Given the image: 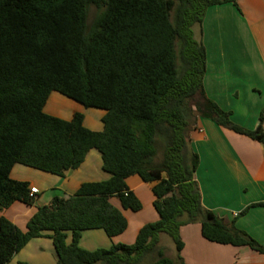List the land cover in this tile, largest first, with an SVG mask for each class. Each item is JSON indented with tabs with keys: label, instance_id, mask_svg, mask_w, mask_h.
Returning <instances> with one entry per match:
<instances>
[{
	"label": "trees",
	"instance_id": "1",
	"mask_svg": "<svg viewBox=\"0 0 264 264\" xmlns=\"http://www.w3.org/2000/svg\"><path fill=\"white\" fill-rule=\"evenodd\" d=\"M238 1L0 0V206L37 201L28 182L10 177L17 164L64 176L97 150L111 176L38 207L26 231L1 217L0 264L43 237L53 240L58 264H178L166 256L162 235L185 264L180 229L190 224H200L210 242L264 254L248 233L203 206L195 177L200 159L190 144L198 117L264 144V113L246 130L204 91L206 49L196 29L201 34L209 7ZM92 6L100 12L89 26ZM52 93L105 111L103 130L86 127L82 113L71 120L47 114ZM135 176L156 183L158 220L131 245L83 249L85 231L101 229L111 239L127 231L111 200L139 212L142 203L127 183Z\"/></svg>",
	"mask_w": 264,
	"mask_h": 264
},
{
	"label": "crops",
	"instance_id": "2",
	"mask_svg": "<svg viewBox=\"0 0 264 264\" xmlns=\"http://www.w3.org/2000/svg\"><path fill=\"white\" fill-rule=\"evenodd\" d=\"M196 37L201 39L206 49L203 81L206 96L222 110L230 112L233 123L246 130H254L264 113V0H239L238 7L232 3L209 7L201 34L197 28ZM53 95L45 107L47 114L71 120L75 113H79L68 112L69 107L66 110L64 96ZM52 97L54 99L51 100ZM49 104L53 109L47 112ZM103 117L101 115L100 125L92 130H103ZM190 144L200 159L195 177L203 206L226 224L234 222L238 229L264 246V206H253L264 203V144L225 129L205 117H198L190 132ZM96 151L88 154L79 169L67 171L64 176L15 165L10 177L28 182L30 188L39 190V194L35 195L37 201L33 205L17 201L9 208L0 206V218L5 217L26 231L38 207L49 205L55 197H71L85 182L110 179L111 176L103 170L101 154ZM127 183L139 199L142 195L147 196L154 203L152 189L156 183H145L137 176L128 179ZM111 202L124 211L119 200L113 198ZM247 208L248 211L240 215ZM150 218L136 224L129 236L125 234L131 225L129 217L127 231L113 239L101 229L85 231L80 246L93 251L108 249L114 243H132L144 225L158 220V213L152 212ZM180 234L184 243L181 256L185 264H264V254L249 247L221 245L206 240L200 224L183 226ZM160 241L168 256L163 236ZM68 242H71V236ZM9 264H58L53 240L49 237L33 239Z\"/></svg>",
	"mask_w": 264,
	"mask_h": 264
},
{
	"label": "rangeland",
	"instance_id": "3",
	"mask_svg": "<svg viewBox=\"0 0 264 264\" xmlns=\"http://www.w3.org/2000/svg\"><path fill=\"white\" fill-rule=\"evenodd\" d=\"M99 12H100V10L97 7H95V6L90 7L89 16H88V25L89 26H92L94 24ZM58 95H59V93H54L53 96L55 97ZM54 97H52L51 100L54 99ZM63 99L67 101L66 110L68 107L70 108L68 110V112L73 113V111L74 112L77 111L79 113L84 114L85 120H86L85 125L89 129H91V130L96 129L95 127L96 126L98 127L100 125L101 115H105V113H106L105 111L100 110V109H95V108H86L83 105H81V104H79L73 100L67 99L65 97ZM52 109L53 108L50 107V104H49L46 111L50 112V110H52ZM98 131H100V130H98ZM140 201L142 203V209L139 212H132V211H126V210L123 211L127 220L129 217V219L131 221V225L129 226V229L127 231L128 233L127 232L125 233V234H127L126 236H129L132 233V231L134 230V226L136 224H140V222L143 220H150L151 219L150 217L152 216V212H156L154 209L153 203L150 202V200H148L147 196L142 195ZM162 236L165 239V245L167 247V249H166V253L168 255L167 257L173 259L177 263L178 259L175 257V245L173 243V240L167 235H162ZM124 239H126V237ZM134 242H135V240H134ZM134 242L128 243L127 245H131ZM153 260H154L153 258L150 259V262Z\"/></svg>",
	"mask_w": 264,
	"mask_h": 264
},
{
	"label": "built area",
	"instance_id": "4",
	"mask_svg": "<svg viewBox=\"0 0 264 264\" xmlns=\"http://www.w3.org/2000/svg\"><path fill=\"white\" fill-rule=\"evenodd\" d=\"M39 194V190L37 188H31V195Z\"/></svg>",
	"mask_w": 264,
	"mask_h": 264
}]
</instances>
